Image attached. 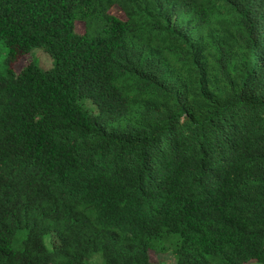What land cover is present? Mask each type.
<instances>
[{"label": "trees", "instance_id": "trees-1", "mask_svg": "<svg viewBox=\"0 0 264 264\" xmlns=\"http://www.w3.org/2000/svg\"><path fill=\"white\" fill-rule=\"evenodd\" d=\"M0 44V264H264V0H0Z\"/></svg>", "mask_w": 264, "mask_h": 264}, {"label": "rangeland", "instance_id": "rangeland-1", "mask_svg": "<svg viewBox=\"0 0 264 264\" xmlns=\"http://www.w3.org/2000/svg\"><path fill=\"white\" fill-rule=\"evenodd\" d=\"M110 12L119 18H123L122 12L117 7H112ZM83 24L81 22L75 23V31L78 33L83 32ZM7 48L0 44V71H3L6 67L8 54ZM34 60L37 62L40 68L48 69L52 66V59L47 52L40 48H34L30 52L19 55L14 62L11 63V67L18 71L21 67L26 65L29 61ZM149 260L152 264H176L172 254L168 251L165 253H158L150 250L148 252ZM245 264H258L255 261H249Z\"/></svg>", "mask_w": 264, "mask_h": 264}]
</instances>
